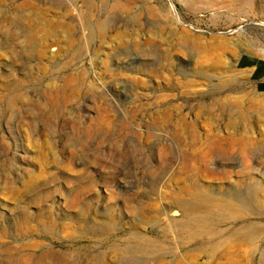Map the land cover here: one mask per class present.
Listing matches in <instances>:
<instances>
[{
  "label": "rangeland",
  "instance_id": "rangeland-1",
  "mask_svg": "<svg viewBox=\"0 0 264 264\" xmlns=\"http://www.w3.org/2000/svg\"><path fill=\"white\" fill-rule=\"evenodd\" d=\"M262 43L264 0H0V264H264L230 234L264 216L178 240L173 207L191 182L264 196V91L236 64Z\"/></svg>",
  "mask_w": 264,
  "mask_h": 264
},
{
  "label": "bare ground",
  "instance_id": "bare-ground-1",
  "mask_svg": "<svg viewBox=\"0 0 264 264\" xmlns=\"http://www.w3.org/2000/svg\"><path fill=\"white\" fill-rule=\"evenodd\" d=\"M93 24V29H95L97 33H100L99 36L103 34L106 26L105 22L98 20ZM182 40L181 42H183ZM31 43H33V41L30 37L27 39V44L30 45ZM211 140L221 142L222 138L219 137L218 139H215L212 135ZM237 142L238 146L247 152L249 143L243 140H237ZM211 149L213 150L212 147H210V150ZM205 156L207 157V154L201 156V158H205ZM239 180H237L236 186L239 188L241 185H243V187H245V192H241L239 189L238 191L229 190L220 197L209 195L208 192H211L210 189L200 186L196 183L194 184L191 182L188 185L184 184L180 189L181 191L188 192L189 197L187 199L180 198L176 202L174 201L175 205H173V207L175 206L181 211L184 218V221L178 224L179 228H174V233L175 235L177 234L176 238L178 240L183 238L193 239L202 233L209 234L213 229L212 227H209V225L215 221L219 222L223 221L224 219L244 220L250 214L264 216V196L259 193V186L252 183L251 180L248 181L249 183ZM75 200L76 198H73L70 202L73 203ZM251 209H253V211L248 213ZM159 210L167 212L171 209L164 210V208H161ZM133 211H135L136 215H139L140 219V208H135ZM172 226L174 225L172 224ZM230 234L232 236L231 239H240L251 242L257 237H264V228L260 227V225L244 222L237 230ZM212 235L215 237L216 232L212 233Z\"/></svg>",
  "mask_w": 264,
  "mask_h": 264
},
{
  "label": "crops",
  "instance_id": "crops-1",
  "mask_svg": "<svg viewBox=\"0 0 264 264\" xmlns=\"http://www.w3.org/2000/svg\"><path fill=\"white\" fill-rule=\"evenodd\" d=\"M236 64L248 74L257 90L264 91V43L257 44L253 52L241 53Z\"/></svg>",
  "mask_w": 264,
  "mask_h": 264
}]
</instances>
